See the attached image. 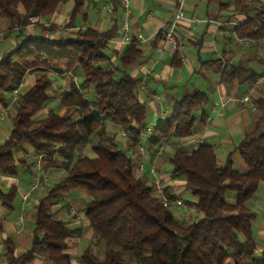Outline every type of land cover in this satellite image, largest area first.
Returning a JSON list of instances; mask_svg holds the SVG:
<instances>
[{
  "label": "trees",
  "instance_id": "16d2710c",
  "mask_svg": "<svg viewBox=\"0 0 264 264\" xmlns=\"http://www.w3.org/2000/svg\"><path fill=\"white\" fill-rule=\"evenodd\" d=\"M61 1L0 0V14L11 21L8 31L14 25L23 29L31 16L50 15ZM75 2L73 12L81 4L79 0ZM233 4L244 15L234 27L235 36L248 41L264 38V3L234 0ZM227 5L221 3L220 7ZM112 34L113 29L99 33L86 29L73 38L58 41L26 38L0 60V103L7 99L8 91L21 83L29 69L44 70L19 98L10 135L0 144V174H17L18 167L26 162L17 161L14 152L24 146L43 155L46 167L59 161L66 172L64 183L47 188L46 196L35 206L29 248L16 256L12 240L3 239L7 264H30L36 254L45 256L49 264H71L66 252L67 239L78 232L53 218L47 202L77 189L88 196L83 211L93 236L105 244L102 257L85 249L80 256L81 264H226L229 259L231 264H264V249L258 261L249 259L255 247V214L246 207L259 186L264 185V99L254 102L259 116L235 148L245 172L234 168L231 154L223 165H218L214 147L209 144H200L193 150L179 147L171 154V175L184 177L185 189L195 197L192 205L203 215L185 224L153 194L147 180L134 174L132 159L103 126L106 121L120 127L131 138L132 145L138 143L148 127L146 109L134 94L138 79L127 73L140 60L141 52L136 40H132L119 58L122 75L114 77L112 71L106 70L108 59L101 52ZM77 70L82 74L79 86L71 82L60 103L78 109L80 118L60 116L53 110L36 116L48 100L47 89L53 81L50 72ZM234 80L253 83L255 75L242 65L223 67L220 81L230 84ZM85 90L92 91L90 100ZM206 103L207 97L201 92L184 95L174 103L164 122L153 129L148 139L150 146L171 137L191 135L196 121L193 112ZM87 144L95 156L77 155L76 149ZM227 192L234 193L233 204L225 201ZM16 195L14 185L6 192L0 188V204L12 209ZM167 198L170 204L172 196Z\"/></svg>",
  "mask_w": 264,
  "mask_h": 264
},
{
  "label": "crops",
  "instance_id": "0c3cea01",
  "mask_svg": "<svg viewBox=\"0 0 264 264\" xmlns=\"http://www.w3.org/2000/svg\"><path fill=\"white\" fill-rule=\"evenodd\" d=\"M79 1L81 4L76 12H73L75 0H62L53 13L36 17L34 22L29 20L23 29L14 25L8 31L11 21L0 14V60L6 53L12 51L17 43L26 38L49 42L73 38L78 31L86 29L98 33L113 29L112 36L101 52L108 59L106 70L112 71L114 77H120L122 75L119 69L120 55L132 40H136L141 58L127 69V73L138 79L134 94L146 109L147 119L151 123L147 126L151 131H145L138 143L132 145V141L129 142L123 137V130L116 126L120 130L121 142L115 141V143L126 154L127 151L132 154L127 155L132 159L134 174L147 180L156 197L158 189L154 179L158 180L166 197L172 196L170 207H181L191 215L192 213L189 212L191 208L188 205L184 207L174 203V200H181L179 194L182 190H188L185 189L184 177L171 175L169 158L176 148L193 150L191 145L193 142L199 145L209 144L214 147L218 165H223L228 154H231L233 164L235 162L239 168L246 171L235 148L243 139L244 132L259 116L254 102L264 99V38L248 41L235 36L234 27L244 19V15L235 10L234 0ZM260 1L264 3V0ZM221 3L228 5L221 8ZM19 10L23 11L21 6ZM126 10L129 12L127 16ZM177 11H180L182 16L176 20L174 40L165 42L162 39V31L175 17ZM124 17L128 21L130 40H126L123 36L121 22ZM51 26L54 28L48 30ZM238 65H242L255 75L253 83H239L234 80L230 84H225L220 81L223 67L229 69ZM43 71L39 67L29 69L21 83L14 88L15 92L8 91L7 99L0 103V144L10 135L20 96L34 85ZM50 75L53 81L47 89V103L36 113V116H43L49 110H53L60 116H70L78 120L81 112L62 105L60 98L69 90L71 82L78 87L80 81L75 73L50 72ZM196 92L205 94L207 103L197 108L192 134L183 138L171 137L156 146H150L148 139L153 129L170 115L174 103L184 95ZM85 93L90 100L92 91L85 90ZM244 96H248V101L241 100ZM155 121L158 124L153 126ZM105 122L103 121V126ZM139 142L144 144L143 153L137 150V146L141 145ZM84 147L85 145L79 146L76 154L88 156L83 150ZM159 147L160 153L155 155ZM14 156L17 161L26 162V166L21 164V171L19 173L17 171L14 176L0 174V188L3 192H6L10 185H14L17 194L19 193L18 202L14 199L12 209L7 210L0 204V264H7L3 255V239L12 240L16 256H20L30 246L35 206L46 196V189H31L32 178L36 172L45 173L50 177L49 187L56 186L54 180L60 182L57 186L62 185L66 177V172L59 161L46 167L43 155L40 157V154L34 153L27 146L19 147L14 152ZM94 156L95 154L88 157ZM154 156L155 168L152 171L151 163ZM74 191L61 194L69 197L65 200L57 199V203L56 200L47 202V210L53 218L62 221L65 227L77 230L76 235L67 239L66 252L71 257V264H81L77 259L78 257L80 259L85 249H89L97 257H102L105 244L93 236L84 214V203L88 200L86 192L81 190L82 194H75ZM24 195H27L26 200L23 199ZM80 200L83 202L82 206ZM225 201L233 204L234 195L228 196ZM246 207L255 214L253 221L255 247L249 259L258 261L264 249V185L259 186L255 195L246 202ZM29 210H32V213ZM187 214H183L185 218ZM197 218H201L200 214ZM231 263L230 259L226 262V264ZM30 264H49V261L45 256L36 254Z\"/></svg>",
  "mask_w": 264,
  "mask_h": 264
},
{
  "label": "built area",
  "instance_id": "2783aa9c",
  "mask_svg": "<svg viewBox=\"0 0 264 264\" xmlns=\"http://www.w3.org/2000/svg\"><path fill=\"white\" fill-rule=\"evenodd\" d=\"M124 1V0H123ZM128 10L125 11V14L126 16L128 15ZM182 14L180 11H177L175 17L167 24V26L165 27V29L162 31V39L163 41L165 42H173L174 40V36H175V33H176V20L181 17ZM36 16H31L29 18V20L31 22H34L36 21ZM127 18L124 17V19L122 20L121 22V28L123 29L124 33H123V36L126 40H130V35L128 33V23H127ZM12 92H15L14 89H12ZM248 96H244L242 97V101L243 102H246L248 101ZM151 131V128L147 127L146 128V132H150ZM123 137L125 139H127L129 142L132 141L131 138L129 136H127L124 132L122 133ZM192 149H196L199 144L196 143V142H193L192 144ZM137 150L138 152L140 153H143L144 152V148L143 146H137ZM158 153H160V147L157 149V151L155 152V155H157ZM42 155L40 154V157ZM154 159L152 160V163H151V170L153 171L154 168H155V156L153 157ZM141 166V165H140ZM154 184L156 185L157 189H158V194H157V198L161 201V203L164 205V206H168L169 205V200L168 198L162 193V190H161V185L159 184L158 180L157 179H154ZM51 185L50 183V180L49 178L46 176L45 173L43 174H40L38 172H36V174L34 175V177L32 178V183H31V189H40V190H44V189H47L49 186ZM27 198V195H24L23 196V199L26 200ZM174 203L177 205V206H184L186 207V205L179 199L177 200H174Z\"/></svg>",
  "mask_w": 264,
  "mask_h": 264
},
{
  "label": "rangeland",
  "instance_id": "374dc122",
  "mask_svg": "<svg viewBox=\"0 0 264 264\" xmlns=\"http://www.w3.org/2000/svg\"><path fill=\"white\" fill-rule=\"evenodd\" d=\"M75 76H76V78L78 79V81H81L82 80V74H81V72L79 71V70H77L76 72H75ZM196 112H197V109H195L194 110V115L196 116L197 114H196ZM63 115H65V114H63ZM147 124H151L149 121H148V119H147ZM158 124V122H154L152 125L153 126H156ZM104 126H105V129L107 130V132L109 133V134H111L112 136H114L115 137V141L116 142H121L120 141V130L116 127V126H114V125H111V124H109V123H107V122H105L104 123ZM96 139H95V137H91V141L92 142H94ZM141 142V141H140ZM139 142V143H140ZM121 144V143H120ZM142 146L144 145L143 143H140ZM83 150H85V152H87L86 153V155H88V156H93L94 155V153L92 152V149H91V147H90V144H87V145H85V147L83 148ZM147 150V149H146ZM147 152V151H146ZM127 154H129L130 156L132 155L130 152H128L127 151ZM233 166H234V168L235 169H237L238 171H240V172H244V170L243 169H241V168H239V166L237 165V164H235V162H234V164H233ZM21 171V167L19 166L18 167V173ZM28 175H30V174H28ZM27 175V176H28ZM49 177V176H48ZM183 178V177H182ZM49 179H50V177H49ZM56 186L58 185V184H60V182H58V180H54V182H53ZM6 189H7V187L6 188H4V190L6 191ZM75 192V194H82L81 193V190H75L74 191ZM70 195V194H69ZM180 198H181V201L186 205V207H187V205L191 208V211H189V212H191L192 214L190 215V213L189 214H187L188 213V211L187 212H185V209H182L181 207L180 208H177L176 206H171L170 207V209H171V211H172V213L174 214V216L177 218V219H179V220H181V221H187V222H192V221H197L198 219H200V218H197V216H198V214H200V216L202 217L203 215H202V213L201 212H199V211H197L194 207H193V202L195 201V197L189 192V191H181L180 192ZM233 196L234 195V193L233 192H227L226 193V195H225V199L228 197V196ZM68 196L67 195H61V196H59L57 199H58V201H61L62 199H66ZM69 198V197H68ZM18 199H19V193L17 194V196H16V198H15V202H18ZM57 200H56V202L55 203H57L58 202ZM80 205L82 206L83 205V202H82V200H80ZM29 212L30 213H32V210L30 211L29 210ZM184 213H186L187 214V217L185 218L184 217ZM34 214V213H33ZM28 248H29V246H28ZM27 248V249H28ZM78 262L79 263H81V261H80V259H79V257H78ZM73 261L75 262V259L73 258Z\"/></svg>",
  "mask_w": 264,
  "mask_h": 264
}]
</instances>
